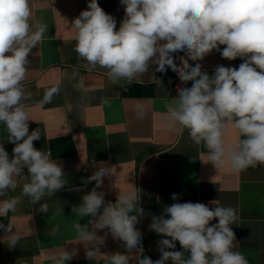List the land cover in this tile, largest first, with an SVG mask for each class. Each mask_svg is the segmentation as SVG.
<instances>
[{"label": "clouds", "instance_id": "9594fccd", "mask_svg": "<svg viewBox=\"0 0 264 264\" xmlns=\"http://www.w3.org/2000/svg\"><path fill=\"white\" fill-rule=\"evenodd\" d=\"M124 18L117 28L116 19L89 0L86 10L71 22L75 32V52L92 72L106 69L108 79L124 87L143 82L151 65L156 71L176 72L182 83L177 96L166 103L165 120L169 128L182 135L188 131L196 145L207 149V162L216 169L226 164L235 172L264 165V0H120ZM30 0H0V124L7 129V141L14 144L12 156L0 144V197L17 186V177L27 169V181L21 190L33 204L52 196L65 184L62 166L51 159V153L38 150L34 141L41 138L39 128L29 132V115L24 100V81L29 56L47 37L48 25L33 20ZM221 46H224L221 49ZM222 58L243 62L238 68L218 65L214 74L202 71L201 61L213 51ZM184 52L181 63L174 54ZM79 75L74 69L73 79ZM159 82V81H158ZM73 87L85 90L81 77ZM60 85L45 91L41 105L59 94ZM107 103V100L104 101ZM138 117H143L138 107ZM231 127L241 137L226 145L225 135ZM108 168L100 167L88 179L99 188ZM174 201L179 199L173 194ZM20 197L0 200V215L14 212ZM140 189L118 192L115 203H105L104 194L95 189L82 197L73 212L95 219L73 225L78 240L87 245L86 256L99 253L104 238L97 230L109 232L114 240L123 241L128 253L143 251L142 233L136 228L144 215L140 207ZM173 203L165 206L164 215L153 216L150 229L165 237L158 241L160 258L144 256L139 264H249L236 250L232 225L239 219L236 210L212 202ZM48 212V205L40 204ZM62 211V210H61ZM167 216L168 218H165ZM213 220L218 223L212 224ZM12 225L0 224L9 232ZM59 230V225L54 231ZM19 238L11 236L9 247ZM176 242L183 251H175ZM91 245V247H88ZM74 252L65 248L50 256L51 264H66ZM106 264H129L130 255L115 252L106 255Z\"/></svg>", "mask_w": 264, "mask_h": 264}, {"label": "crops", "instance_id": "0c3cea01", "mask_svg": "<svg viewBox=\"0 0 264 264\" xmlns=\"http://www.w3.org/2000/svg\"><path fill=\"white\" fill-rule=\"evenodd\" d=\"M97 2L116 19L119 28L124 18L120 0ZM88 3L89 0H30L32 19H42L48 30L47 38L29 56L24 81L29 132L41 130V138L34 141V146L50 152L51 159L62 166L66 184L33 204L21 196L27 181L25 168L24 175L16 178V188L0 197H20L14 212L0 215V224L12 225L9 232L0 230V264H51L50 256L63 248L74 252L66 264H106V255L115 252L130 255L129 264H139L144 256L156 261L161 255L158 241L165 237L150 229L153 216L164 215V207L173 203L199 202L214 208L213 201L237 212L239 219L231 226L236 250L249 264H264V165L243 172H235L227 164L216 169L206 163L207 149L194 144L187 130L180 135L168 127L164 118L166 103L177 96L179 87L192 84L182 83L177 73L169 79L168 68L158 72L151 65L142 83L124 87L113 84L106 69L97 67L89 72L74 50L75 32L71 27ZM182 56L184 52L174 54L175 63L181 62ZM242 62L240 58H222L215 50L201 61L189 60L192 66L201 64L202 71L209 75L218 65L238 68ZM74 69L79 70L75 80ZM81 77L85 90L78 91L73 85ZM57 83L59 94L41 105L45 91ZM138 107L143 109L142 118L137 115ZM240 138L231 127L224 137L226 145L233 146ZM7 139V129L0 124V144L11 157L14 144ZM100 167L108 168L109 175L97 188L96 182L88 178ZM132 185L140 189V207L144 209L136 225L142 233V253H128L123 241L114 240L105 229L97 230V235L104 238L99 253L88 259L87 245L78 240L73 225L87 224L95 218L81 217L73 207L93 189L104 194L106 204L115 203L118 192L130 191ZM173 194H178L179 199L174 201ZM45 203L48 212L40 211V204ZM57 225L59 230L54 231ZM13 235L19 240L15 248H10ZM173 250L183 251L179 242Z\"/></svg>", "mask_w": 264, "mask_h": 264}, {"label": "built area", "instance_id": "2783aa9c", "mask_svg": "<svg viewBox=\"0 0 264 264\" xmlns=\"http://www.w3.org/2000/svg\"><path fill=\"white\" fill-rule=\"evenodd\" d=\"M181 62H178V63H176L177 65H179ZM170 72H171V69L170 68H168V78L169 79H171L172 78V76H171V74H170Z\"/></svg>", "mask_w": 264, "mask_h": 264}, {"label": "water", "instance_id": "95a60500", "mask_svg": "<svg viewBox=\"0 0 264 264\" xmlns=\"http://www.w3.org/2000/svg\"><path fill=\"white\" fill-rule=\"evenodd\" d=\"M170 74L171 75H174V74H176V72H174V71L171 70Z\"/></svg>", "mask_w": 264, "mask_h": 264}]
</instances>
